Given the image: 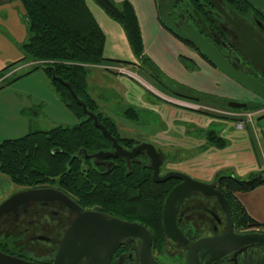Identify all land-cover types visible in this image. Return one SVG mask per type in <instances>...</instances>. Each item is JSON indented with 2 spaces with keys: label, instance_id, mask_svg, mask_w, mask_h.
<instances>
[{
  "label": "trees",
  "instance_id": "trees-1",
  "mask_svg": "<svg viewBox=\"0 0 264 264\" xmlns=\"http://www.w3.org/2000/svg\"><path fill=\"white\" fill-rule=\"evenodd\" d=\"M14 1L16 0H1L0 5ZM19 1L24 11L22 20L24 19L23 23L27 28L28 36L27 41L19 45L24 58L0 72V79H3L0 83L9 80L11 76L4 79L9 70L20 63H31L33 68L28 74L42 69L51 79L62 103L82 121L73 127L59 126L50 131H35L19 139L2 141L0 143V174L20 188H37L42 185L57 187L65 195L74 197L82 206L104 205L105 208L122 211L123 215L131 214L132 207L127 199L134 192L135 179H140L141 185H154L151 180V169L148 166L134 164L131 171H128L122 159H118L115 160L116 164L111 171H107L102 164H99L100 162H96L98 160L87 158L85 153L89 156L112 150V143L94 126L93 120L84 114L69 89L53 78L55 75L64 83H68L78 98L87 105L88 111L98 117L99 123L105 126L120 145L126 149L137 146L139 142L136 140L121 136L116 122L100 111L98 104L89 94L90 67L103 66L107 63L104 57L106 43L104 32L85 0ZM92 1L112 21L122 27L133 55L141 63V73L145 75L147 82L161 93L203 107H212L218 101L223 104V107L225 106L226 109L224 108L225 111H223L227 113L261 110L260 105L250 104L245 110L230 109L227 101L198 93L170 80L145 53L141 28L132 4L128 0L121 4L116 0ZM159 21L169 31L162 24L160 17ZM3 33L11 38L5 31ZM180 41L207 61L196 47ZM181 62L188 70H195L191 62L185 59H181ZM193 111L206 116L223 117L222 113L208 110ZM129 113L137 117L139 112L129 108L124 114L132 122H137V119L128 116ZM205 137L207 139L205 149L214 147L223 150L229 146V143L213 130L207 131ZM80 152L81 155H79ZM143 160H147L144 154ZM214 184L231 205L235 225L243 226L245 229H258L264 233V225L251 219L237 198L238 194H248L263 187L264 172L238 177L232 174L231 170H223L216 175ZM171 187L163 192L162 196L160 191L155 189L156 196L151 199L145 197V204L139 207V215L142 218H146L148 213H153L156 217V225L159 228H148L155 236L162 234L161 205ZM149 192L150 189L142 191V194H150Z\"/></svg>",
  "mask_w": 264,
  "mask_h": 264
},
{
  "label": "crops",
  "instance_id": "crops-1",
  "mask_svg": "<svg viewBox=\"0 0 264 264\" xmlns=\"http://www.w3.org/2000/svg\"><path fill=\"white\" fill-rule=\"evenodd\" d=\"M85 1L106 37L104 57L107 63L90 67L88 73L89 94L98 106L100 100H107L104 107L107 109V106H112L126 119L127 115L124 114L129 108L139 112L137 117L129 113L128 116L137 119V122L128 119L131 124L128 127L123 125V128L135 131L138 127L136 124L140 123L139 129L143 131L137 132L146 137L141 143L154 145L163 153L165 160H168L166 156L171 153L180 155L176 162L170 163L168 160L169 170L182 172L209 184L214 183L216 175L223 170H231L238 177L264 172V139L246 129L253 124V118L249 121L243 116L244 112H225L222 118L206 116L192 110L196 105L171 98L155 89L141 73V63L133 55L122 27L92 0ZM116 1L121 4L126 0ZM128 1L135 10L141 28L146 55L167 78L180 86L221 101L239 100L250 105L264 106L260 98L214 68L167 31L159 21L156 0ZM5 11L9 15L7 19L1 15ZM21 14L22 9L15 1L0 5V27H4L11 37L0 32V72L24 58L19 45L25 43L28 36L27 28L20 19ZM181 59L191 62L195 70L185 68ZM30 65L20 63L9 70V75ZM8 102L10 105L1 103L0 98V143L11 139L7 137L4 126L9 123L12 126V117L16 118L15 122L25 118L29 130L33 124V120L25 116L28 111L33 112L30 110L33 108L32 103L28 99L21 100L22 106L19 109H13L11 100ZM205 107L211 112L225 111L223 104L218 101L212 107ZM240 123L243 124L241 129L237 127ZM216 125H222V131L214 129ZM211 130L225 139L229 146L223 150L214 147L205 149V134ZM14 189L15 185L0 174V205L15 194ZM237 198L249 217L264 225V186L248 194H238Z\"/></svg>",
  "mask_w": 264,
  "mask_h": 264
},
{
  "label": "flooded vegetation",
  "instance_id": "flooded-vegetation-1",
  "mask_svg": "<svg viewBox=\"0 0 264 264\" xmlns=\"http://www.w3.org/2000/svg\"><path fill=\"white\" fill-rule=\"evenodd\" d=\"M156 3L159 12L158 0ZM217 8H222L227 15L221 13ZM171 16L179 29L193 27L198 34L217 49L228 63L238 70L255 76L264 83V9H255L243 0H176L171 8ZM258 65L262 67H258ZM141 144L139 142L134 148ZM134 148L123 147L127 151H132ZM114 151L113 148L107 152ZM157 151L163 159V165L160 168V177H163L173 170H169L168 160H165L163 153L158 149ZM143 154L147 158L146 161L143 160ZM118 159H122L128 171H131L134 164L148 166L151 169V180L154 185H141L140 179H135L134 192L127 199L132 207L129 215H123L122 211L118 209L105 208L104 205L85 207L80 205L74 197L68 196L81 208V213L90 212L104 216L108 220L137 224L147 229L159 228L156 225L154 214L148 213L147 219L142 218L139 215V207L145 204L146 198L150 197L151 199L156 196L154 195L155 189L159 190L160 196H162L163 192L172 186L161 205L160 228L162 234L155 236L148 229L153 238L151 256L154 264H264V247H241L227 254L218 255L220 251L218 246H223V242L222 244L215 242V251H217L215 255L209 248L197 246L201 241L220 239L229 234L227 216L221 205L215 198L204 196L198 192L192 193L176 208L175 221L184 240L173 241L166 237L162 223L164 203L170 192L183 181L174 179L165 183H156L153 179L152 162L146 152L140 153L134 159L119 157L96 162H100L99 164H102L107 171H111L113 165L116 164L115 160ZM163 168L166 172H163ZM192 179L202 182L195 178ZM210 185H214L218 189L214 183ZM43 188L60 191L57 187L48 185L27 188L22 191ZM149 189L150 194H142V191ZM78 217V213L57 201L28 202L16 212L2 218L0 222V251L31 264H54L65 234ZM232 230L235 235L261 233L258 229H245V227L237 226L234 223ZM142 245L143 241L139 238H127L117 243L113 253L106 260L94 262L90 256H85L79 260L78 264H141ZM67 261L68 259L65 260V264Z\"/></svg>",
  "mask_w": 264,
  "mask_h": 264
},
{
  "label": "water",
  "instance_id": "water-1",
  "mask_svg": "<svg viewBox=\"0 0 264 264\" xmlns=\"http://www.w3.org/2000/svg\"><path fill=\"white\" fill-rule=\"evenodd\" d=\"M167 1H169V3H167ZM243 1L255 9H264L263 0ZM175 2L176 0H158L159 17L162 24L176 38L196 47L200 54L214 68L260 98L264 103V83L261 80L242 70L236 69L228 63L220 55L217 49L198 34L193 27L188 29L186 27H182V29L178 28L171 16V8ZM217 9L221 13L226 14L222 8ZM258 67L262 66L258 65ZM53 78L69 89L77 104L82 108L84 114L93 120L94 126L112 143L115 150L114 152L102 151L89 156L85 153L87 158L96 160H109L119 157L134 159L140 153L146 152L148 158L152 162L153 179L156 183H165L174 179L183 181L182 184L170 192L164 203L162 223L166 237L173 241L184 240L182 233L176 225V208L184 199L190 197L192 193L198 192L204 196L215 198L221 205L227 216L229 234L220 239L201 241L197 246L204 248L207 247L212 250L215 255L217 254V251H215V242H219L220 244L223 242V246H218L220 249L218 255L227 254L241 247H264V233L244 235H235L233 233L232 229L234 222L231 205L225 198L224 194L216 189L214 185L196 181L190 176L177 171H171L165 176L160 177V168L163 165V159L161 158V154L152 144H141L132 151L124 150L118 140L111 135L105 126L99 123L98 117L88 111L87 105L78 98L71 86L68 83H64L63 80L56 78L55 75H53ZM227 106L234 110H245L248 108L247 103H237L233 101L229 102ZM79 155H81V152ZM54 201L62 203L67 208L79 214L78 219L69 227L65 234L54 264H65L66 259H68L67 264H78L79 260L85 256H90L94 262L99 260L104 261L111 255V253H113L117 243L127 238H139L143 241L141 249V264H154L151 256L153 238L151 232L147 228L118 220H108L104 216L90 212L81 213V208L73 200L64 193L54 189H32L12 195L0 205V222L5 215L16 212L21 206L28 202L48 203ZM0 264L31 263L11 257L0 251Z\"/></svg>",
  "mask_w": 264,
  "mask_h": 264
},
{
  "label": "rangeland",
  "instance_id": "rangeland-1",
  "mask_svg": "<svg viewBox=\"0 0 264 264\" xmlns=\"http://www.w3.org/2000/svg\"><path fill=\"white\" fill-rule=\"evenodd\" d=\"M15 2L19 3L20 8L22 9L20 19L23 23L24 19L22 20V16L24 11L22 5L19 0H16ZM1 15L3 19L9 18L7 11L3 12ZM4 29V27H0V32L3 33L5 31ZM32 68L33 67H31V65L26 66L22 68V70H18L17 73L11 75H9L10 72H7L4 79L7 78V75L11 77L8 81H4L0 84L1 103L5 102L7 105H10V102L8 101L11 100L13 103V109H19V107L22 106L21 100L25 101L28 99L33 106V108L30 107V110L33 112L28 111V115H25L27 118L33 120L31 130H29L30 128L29 125H27V120L25 118L23 121L15 122L16 118L12 117L13 119L11 118L10 120L12 121V126L11 123L4 126V131L7 134V137H10L11 139H19L35 131H50L59 126L73 127L80 124L82 121L76 118L62 103L51 83V79L42 69L28 74ZM233 102L244 103L239 100H233ZM99 103L100 111L116 122L119 133L122 137L134 139L138 142L145 141L146 137L137 132L143 131L142 129H139L140 123L136 124L138 127H136L135 131L128 130L126 128L124 129L123 125L128 127V124H131V121L126 119L123 114L115 108L112 109V106H107L106 109L104 106H106L107 100L102 99ZM259 107L261 110L255 112L253 111L255 113L253 117V124L249 125L246 129H250L254 133L256 132L264 139V106L260 105ZM206 108L207 107L203 106L199 107L201 110H207ZM223 108H225V106ZM220 113L225 114V112ZM222 127V125H216L214 129L218 128V130L222 131ZM167 157L171 163L176 162L181 156L177 153H171ZM162 170L163 172H166L165 168ZM23 189L24 188L15 186L14 193H19Z\"/></svg>",
  "mask_w": 264,
  "mask_h": 264
},
{
  "label": "built area",
  "instance_id": "built-area-1",
  "mask_svg": "<svg viewBox=\"0 0 264 264\" xmlns=\"http://www.w3.org/2000/svg\"><path fill=\"white\" fill-rule=\"evenodd\" d=\"M2 80H0V82H1ZM264 104V103H263ZM199 107L200 106H198V105H196V106H193V108L194 109H192V110H200L199 109ZM255 115V113H253V112H244V117L245 118H247L249 121H252V118H253V116ZM238 128H243V124L242 123H240V124H238V126H237Z\"/></svg>",
  "mask_w": 264,
  "mask_h": 264
}]
</instances>
